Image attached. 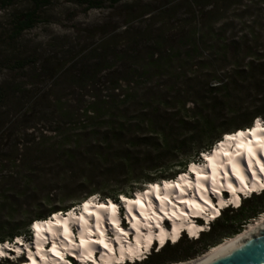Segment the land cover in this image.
I'll return each mask as SVG.
<instances>
[{
	"label": "trees",
	"instance_id": "16d2710c",
	"mask_svg": "<svg viewBox=\"0 0 264 264\" xmlns=\"http://www.w3.org/2000/svg\"><path fill=\"white\" fill-rule=\"evenodd\" d=\"M108 1L119 18L100 35L54 39L47 56L0 55V67L13 72L0 82V216L8 212L0 229H11L0 245L32 242L35 222L92 197L121 204L146 185L176 181L226 135L264 122V0H182L157 9ZM49 2L35 0L34 11L16 16L14 45ZM237 118L242 124L225 125ZM263 214L264 192L225 208L199 239L183 236L127 264L195 260Z\"/></svg>",
	"mask_w": 264,
	"mask_h": 264
},
{
	"label": "bare ground",
	"instance_id": "6f19581e",
	"mask_svg": "<svg viewBox=\"0 0 264 264\" xmlns=\"http://www.w3.org/2000/svg\"><path fill=\"white\" fill-rule=\"evenodd\" d=\"M248 130L229 134L210 153L204 154L205 164L197 163L178 181L152 184L146 191L138 192L134 199L124 198L131 222L129 229L121 225L119 205L111 200L97 202V197L83 204L84 212L80 216L70 211L67 215L57 213L46 221L35 222L36 242L34 247L26 246L27 264H71L65 260L68 254L82 264L134 262L150 253L155 239L162 248L168 238L173 243L178 242L185 229L190 237L198 238L206 227L197 225L193 218L204 216L209 223L223 209L238 208L244 201L241 194L247 198L264 191L263 121H255ZM225 191L229 192V200L223 198ZM210 195L218 198V208ZM166 218L172 221L170 232L162 225ZM263 226L264 216L249 225L245 232L213 247L198 259L175 264L204 260ZM131 234H134L133 242H129ZM109 235L112 238L107 237ZM17 241L23 243L22 238ZM48 243L53 245L50 251L45 250ZM6 249L0 246L1 257L7 256ZM15 251L18 256L23 253L19 245Z\"/></svg>",
	"mask_w": 264,
	"mask_h": 264
},
{
	"label": "rangeland",
	"instance_id": "374dc122",
	"mask_svg": "<svg viewBox=\"0 0 264 264\" xmlns=\"http://www.w3.org/2000/svg\"><path fill=\"white\" fill-rule=\"evenodd\" d=\"M80 1L81 0H50L47 6H42L38 9L39 23L36 28L26 32L20 43L18 45H14L13 42L10 41L9 37L12 35L16 16L34 11L37 8V5L35 0H0V55L9 59H12L14 55L29 57L33 55L35 50H37L40 54L47 56L51 51L48 44L54 39L61 41L63 37L70 36L74 40L78 37L79 31L85 30H96L95 32H98V35H100L104 25L116 23L118 21L119 14L113 12V10L109 8L110 3L108 0H102L104 2L102 9L94 10H87V6L81 5ZM181 1L182 0H126L129 4H136L141 7H146L148 5L151 9H157L158 7L165 6L166 4L170 6L171 4H180ZM186 14L187 10L182 9L181 16H185ZM8 65L12 66L10 63ZM12 75L13 72L10 71L9 68H3V66L0 67V82L4 79L9 80ZM242 122L243 120L241 118H237L235 120L225 122V125L235 126L242 124ZM202 164H205L204 160ZM178 179L176 181H178ZM163 182L158 184H163ZM151 185L152 184L144 186L143 191H146L151 187ZM137 193L135 195H137ZM98 200L97 202H99ZM56 202L63 203L60 199ZM84 206L85 205H82L81 208H76L75 212L77 216H80L84 212ZM7 213L8 212L6 211L3 212V215L0 216V221L6 220L5 217L8 215ZM263 215L258 218H261ZM123 219H127V217L124 216ZM257 219L250 220L243 232H245L249 225L254 223ZM125 223H128L127 220H125ZM10 230V227L5 228L4 230L0 229V234L5 235ZM209 230V226L206 225V231ZM228 239H225L222 242H225ZM23 243L25 244V247H34L25 238H23ZM157 250H159V247H157ZM10 257L14 259L11 260L14 264L28 263L26 256L22 257L21 260H15L14 256L11 255Z\"/></svg>",
	"mask_w": 264,
	"mask_h": 264
},
{
	"label": "water",
	"instance_id": "95a60500",
	"mask_svg": "<svg viewBox=\"0 0 264 264\" xmlns=\"http://www.w3.org/2000/svg\"><path fill=\"white\" fill-rule=\"evenodd\" d=\"M6 251L13 253L9 248ZM193 264H264V226L216 254Z\"/></svg>",
	"mask_w": 264,
	"mask_h": 264
}]
</instances>
